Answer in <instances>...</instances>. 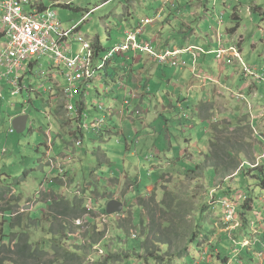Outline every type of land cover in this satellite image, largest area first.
<instances>
[{"label": "rangeland", "instance_id": "rangeland-1", "mask_svg": "<svg viewBox=\"0 0 264 264\" xmlns=\"http://www.w3.org/2000/svg\"><path fill=\"white\" fill-rule=\"evenodd\" d=\"M44 2L45 6H52L53 3L56 4H68L70 3L69 8H63L54 6L53 9L57 13L59 20L65 27H71L73 24L82 22L81 23V31L84 36H86L89 39H92L93 41H96L98 37H100L101 42L106 45H103V47H113L118 41L119 38L122 37V41L125 42V40L128 37L129 26L136 23L138 20L151 15L150 12L144 6H147V3L145 0L138 1V0H108V2L104 3L106 0H37ZM172 0H168V2H171ZM200 2L199 4H196L194 6H191V8L186 9V15L183 17L186 20V29L189 30V36L187 39H185L186 35H180L178 37L177 42L180 43V47L188 46L190 44V39L193 38L194 43H201L203 45H207L209 43H214V38L216 37V29L218 27L217 19L220 15L225 13V22H227V25L234 27L237 26L238 20L233 17V8L237 5H241L242 3L245 4L247 0H220L216 2V0H198ZM260 3V6L264 10V0H258ZM167 0H163L162 9L164 10L166 7ZM204 3V6L202 5ZM96 7H98L96 9ZM254 7V6H252ZM194 8V9H193ZM208 8L209 10H207ZM91 9L92 12L90 14H86V10ZM197 11V15H193L191 11ZM243 12L241 13V25L238 28V31L236 32L235 36L229 37L227 35V32L224 30V39L220 38L219 41H222L224 44L227 43L228 53H230L234 59V65L237 68H242V58L241 53L244 54V59L247 62L248 65H251L253 68L257 70L264 69V14L262 13V10L254 8L252 14L249 13L247 6L242 8ZM192 16V17H191ZM224 16V15H223ZM192 20V21H191ZM156 24H160V21L157 20L155 23H152L150 26L155 27ZM165 26V25H164ZM162 26V27H164ZM184 26V23L183 25ZM180 26V27H182ZM192 27V28H191ZM150 30V29H147ZM180 31V29L178 28ZM146 32V29H145ZM179 34V33H178ZM234 37L236 42H240V47H243L241 49L239 46L236 47V49H232V45H230L231 42H228L230 38ZM216 39V38H215ZM173 42V45L176 44ZM218 45V43H215ZM237 44V43H234ZM253 44H256L255 47ZM117 46V45H116ZM79 51H75V55H77ZM200 56H212L213 54L201 52L198 51ZM119 58V57H117ZM116 58V59H117ZM117 61L115 60V63ZM226 64V71H223V73L231 74L232 66L228 63V58L225 59ZM41 64L43 65L44 71H48L51 68V64L48 62L47 59L41 60ZM206 66L208 69L213 68L209 65V61L206 63L205 58H200L198 60V65ZM224 64L221 65V70H223ZM177 68H173V73L175 74ZM39 71H43L42 68L39 69ZM108 74H110L109 80L106 81V85L113 89V91H117L119 89V83H118V73L116 69L111 66L108 70ZM214 77V76H213ZM227 80V77L223 76L222 79ZM57 81L60 82L62 86H67L66 81L64 80L63 76H58ZM233 84L235 83V79H231ZM39 85V84H38ZM101 88V92L104 93V83H98ZM97 85V86H98ZM249 86L252 85V82L249 81ZM258 85V83H257ZM258 88H261L259 90L260 94L257 92L253 93L255 91V87L252 90V101L250 103L238 101L237 97L233 93H226L224 89H218L219 94L215 97V103H212L211 105H208L207 109V115H205L206 118H215V121L217 119L221 120V122L226 120V124L233 123L236 124L237 120L235 119L234 114H236L237 117H240V114L242 116L249 115L251 118L250 122V129H251V142L256 147L257 153L254 152L253 157L256 159L253 162H249L252 166H258L262 165L261 162L264 163V159L260 160L258 162V158L264 153V141L258 137V134L262 137H264V112L263 116H260L258 112L261 110H264V87L258 85ZM235 87V85H234ZM238 87V86H237ZM86 97L88 99L89 104L93 103L95 101V106L99 107L102 103L97 100V89H95L94 86L92 87H86ZM210 88H206L205 92L208 95ZM204 90H196L194 91V95L204 94ZM223 92L225 94H223ZM125 93V91H124ZM188 93V91H186ZM189 94V93H188ZM76 99H79V94H75ZM6 101L4 103L5 106L0 109V151L4 148L7 149V154L4 156L0 155V192L1 199H0V230L2 227V217L6 216L8 212H4L2 215L1 209L3 207H7L8 203H12L13 199L17 197H21L23 202L28 203V205H31V209L26 210L27 211H33V213H40L44 210L46 211V204L43 203V200H38V194L41 192V185L43 184L45 190H50L51 181L52 178L49 174L50 167H48L47 163V137L46 134L50 131L51 137L49 140L53 139L55 140V150L57 153L66 152L69 149L73 148L72 143V137L70 135V131H67L65 126L60 122V120L57 117H53L52 119H48L45 115L46 111L51 110V107L44 103L40 98H36L34 105H29L27 111V116L29 118L27 129L24 133H17L15 131L14 134H7L8 128L10 126L8 116L11 115L15 118L23 115V111L26 109V106L23 105L24 100L28 99V97H21L16 96L14 98L11 97L9 92L5 93ZM75 99V100H76ZM193 99V98H192ZM58 100V99H57ZM52 102V101H51ZM61 105H68L64 103L60 98L58 101ZM49 103V102H48ZM15 104V106H14ZM200 106V104H197ZM207 104H202L200 111L201 114H204V109H206ZM260 106L259 110L257 111L256 107ZM231 107V110H227L226 108ZM234 109H238L239 113L237 111L233 112ZM199 109V108H198ZM254 113L250 114L249 112ZM213 111V112H212ZM230 112V117H227V113ZM233 112V113H231ZM143 113V112H142ZM210 113L212 116H210ZM93 117H100L103 115L100 111L94 110L92 112ZM185 119L183 120L184 124H186V127H193L196 125V123H193L191 120H189V117L193 116V111L188 110L187 115H185ZM188 116V117H187ZM254 116L256 118V123L254 124V128L252 127V122L255 121ZM69 117V116H68ZM144 117V114H143ZM71 120L74 122H77V119L72 116L71 114ZM232 118V119H231ZM131 122H134L130 120ZM64 122V121H63ZM165 120H163V123L156 122L154 123L153 130L157 132L156 136L152 135V130L149 129L148 132L145 135H149L150 137L146 138L145 135L138 137L137 134H135V137L133 139V149L135 151V157L133 158L136 160V164L133 166L131 171L129 172V176L133 173H135L136 177H139L140 180L144 179V182L141 184L142 187L144 185H149L153 183V181H149V166L151 165V159L144 158L145 155H148L149 152H151L152 149H154L155 144H157V148H161L163 151L164 162L167 166L166 170L168 172H172V175H167V180H172L171 184H174L179 179V182H182V180L178 177L176 172L179 173V176L184 177L185 175V169H191L198 165L196 162H201L200 157L204 156L208 149H209V141L212 137V131L210 128V125L208 122H204L201 124V126H197L194 129H185L183 134H187L190 136V140L194 143L191 146V150H189V153L191 154L189 157H192V159H184V154L180 152V146L181 151H184L185 148H188L186 144L183 141V135L181 139H179V146L174 147V144L172 146L173 149L171 150L166 149L167 144L166 141L161 139V134L164 128ZM206 127V128H205ZM121 128H123V121L121 122ZM236 128V127H235ZM233 128V130H235ZM209 130V131H208ZM239 131L230 133L232 134L233 142H237L240 140V138L243 135H247L249 133V129L247 127L239 129ZM120 127H116L115 131H113L114 135L107 139L105 142V147L107 145L111 146L112 149H118L121 147L125 140L119 136L120 134ZM202 132V134H201ZM201 135V140H200ZM248 141V137L247 140ZM106 150V148H105ZM201 151V152H199ZM93 152V151H91ZM199 152V154H197ZM94 153L89 154V159L85 162V167L82 169V172H85L87 176L88 181V175H87V169L90 164V168L92 167L94 170H97L98 175L100 177V180L98 181V190L100 193H106L108 190L111 192H114L112 195L113 199H119L122 198L121 192L119 190H114L117 184L123 185L122 189L125 187L126 183L133 182L132 180H127V176L125 177V183L122 184L120 181L117 182H106L107 178L113 177L115 175V178L120 177L123 163L121 162H115L114 159H112V162H115L114 164H108L104 163L102 168L98 164V160L96 157H93ZM131 158V155L127 153L124 156V165L125 161L129 162ZM179 158H183L180 162ZM140 160L142 162L140 163ZM169 160L174 161L172 167H169ZM66 161V160H65ZM64 161V162H65ZM170 163H172L170 161ZM128 166L130 167L131 164L128 163ZM126 165L125 168L129 169ZM176 171V172H173ZM5 175V179L3 176ZM26 175V176H25ZM6 176H9V179L6 178ZM205 176V183L204 181L197 183L193 182L190 186V190L193 191L195 194V202L198 205L204 206L205 204L209 203V192L216 188V186L221 185L223 182L220 180L218 181V178L216 177V174L214 170L207 168L204 172ZM175 179V180H174ZM238 181L230 180L226 182V185H223V189L227 190V188H230L231 191H233L232 194L228 195V198H231L232 201L237 203L238 209L240 210L242 207L241 197L239 195L238 187L239 184L246 183L250 180V177L246 179L241 178L237 179ZM138 181V180H137ZM154 181H157V176H154ZM218 181V182H217ZM97 182V181H96ZM117 183V184H116ZM161 187V184H157ZM169 185V183H168ZM172 186V185H171ZM176 187V184H174ZM185 186V185H180ZM14 187L15 190H4V189H10ZM131 188V185H130ZM56 189L63 193L64 190L61 189V187L57 186ZM160 190V188H157ZM180 189V187L178 188ZM208 190V191H207ZM108 193L110 194V192ZM175 191L170 186H167V189L165 192H171ZM16 192V195H15ZM152 194V193H151ZM151 194L147 195H138V193L131 192L129 198L135 202L129 207L128 211L125 214H122L120 217H116V219H110V218H103L102 216H99L97 212H93V215L91 217L94 219V223H96L100 230L105 232V238L102 244L98 246H95L92 249V253L90 254L89 258L93 263L91 264H99V262H103L105 264H110L104 262V259L106 258L107 250L105 249V245H107V248L112 253H121L123 250H131L132 251V258L125 262V264H145L144 261H141L136 258V253L140 252V215L142 214L145 216V219H149L147 211L141 212V209L136 204V201H138L139 198H145L149 200ZM221 194V193H219ZM256 194V193H255ZM97 194L92 193L91 195H88L89 198H96ZM104 196V195H103ZM100 196H97V199H94L95 207L98 209L104 211L106 210L108 198H100ZM216 197V196H215ZM218 197H216L217 199ZM36 199V200H35ZM165 200V193L163 191L159 192V196L157 197V204H161ZM90 199H88L87 202H89ZM134 205V207H133ZM133 207V210L131 209ZM95 208H92L94 210ZM215 209H219L215 207ZM22 210V207L17 208L16 211ZM126 210V207H125ZM15 211V212H16ZM239 212V211H238ZM260 212V216L264 221V197L257 200L255 202V211L249 213L248 219L251 226V239H255L257 236L261 237L263 235V231H260L259 227H256L254 224V221H259V217H257V213ZM211 215V214H210ZM217 221L216 225L213 227L214 232V238L210 240L209 243H205L203 240V246L202 249L197 252V249H194L192 254L193 256L198 259L195 260L193 264L195 263H202L206 264V259L210 261V264H218L216 262L215 256L218 255V252L215 251L212 257H210V249L208 247L215 246L220 242V239L222 236L227 235L225 239H232L234 240L233 233H230L234 227L229 228L230 230H227V228L224 227V225L221 222H218L221 219V211L217 213V217L214 216ZM219 218V219H218ZM130 219L129 221L132 222L133 225H135L134 228L131 229V234L127 235L126 232L121 228L122 223H119L120 221H124V224H128L125 220ZM119 221V222H118ZM85 222V221H84ZM237 222L241 228L243 222L241 221V217L237 216ZM256 223V222H255ZM90 226V225H89ZM4 227V226H3ZM92 227V226H90ZM207 229L210 228V226H205ZM10 231L9 224H6L5 232L8 234ZM86 231V228L83 229V234ZM136 235V238L134 237ZM235 236H237L238 240H242V237L245 236V233L242 232V237L238 236V233H234ZM253 235V238H252ZM75 238H81L82 236L78 237L77 234H73ZM1 237V234H0ZM41 236H36L34 239H39ZM135 238V239H134ZM211 245V246H210ZM244 247H250V243H244ZM228 255L230 256V259H232L231 264H263L264 263V254L259 258L258 256L255 257V259H251V256L247 257L246 253L243 255H240L238 251H235V248L228 246ZM102 250L103 252H101ZM135 250V251H134ZM191 256V259L194 260V257ZM227 256V255H226ZM239 259H243V262H240ZM251 259V260H250ZM253 260V262H252ZM114 264H121V263H114ZM124 264V263H123ZM153 264V263H150ZM221 264V263H220Z\"/></svg>", "mask_w": 264, "mask_h": 264}, {"label": "trees", "instance_id": "trees-1", "mask_svg": "<svg viewBox=\"0 0 264 264\" xmlns=\"http://www.w3.org/2000/svg\"><path fill=\"white\" fill-rule=\"evenodd\" d=\"M145 1L147 6H144V8L152 14L130 25V32H136L137 30L144 28L143 33L139 36V39L142 40L146 34L145 29L151 28L150 24H145L146 21L149 19L161 20V18L164 17L162 24L169 25L164 32L171 35L176 34V37L172 38L173 42L176 43L180 35H186L185 39L188 38L189 30L186 29V25L179 27V25L170 24L171 22H175L177 24L182 22V18H184L183 16L186 15L185 10L189 9V6H193L194 0H172L171 2H168L167 0L165 7L167 9V13L159 12V10L162 9L163 0ZM218 1L220 0H216V2ZM247 1L250 2V0ZM35 5L38 6L40 11L48 8V6H45L44 2H39L37 0L36 3H32V7ZM163 5L165 6V4ZM54 6L69 8L70 4L59 3L53 4V7ZM191 11H193V9ZM241 13L239 5L233 8L232 15L238 20L237 26L231 27V31L233 32H236L241 25ZM175 18L179 19L180 22ZM78 31H81V28H79ZM207 42V45H212L209 47H213L212 43H209V41ZM180 43V41L177 42L174 44V47H178ZM191 43H194L193 38L189 45H191ZM231 44L233 46L236 45L234 43ZM169 45L170 42H168L167 46ZM188 46L185 45L180 48L186 49ZM238 46L240 47L239 44ZM94 48L95 52L98 53L100 50L98 42L95 43ZM240 48L243 49V47ZM216 58L218 59L217 53L208 58L207 61H209V65L213 68L208 69L204 66L207 70L206 74L212 75L213 73L215 74L218 72V63ZM183 61L188 62L186 59H183ZM158 64L162 66V72L148 80L149 82L146 80V95L150 98L153 97L154 99L156 97L160 99L166 97V99L162 102H167L169 107L173 110L171 111L170 108H168L167 111H170L171 113L169 112L170 114L167 113L163 115L162 118L165 120L166 125L171 124L170 128L173 133L172 135L177 137V135L183 134L182 129L186 124H183L181 128H178L179 126L173 127V125L182 123L188 110L193 111V116L189 117V120L196 123V120L199 119L198 115L200 114L197 112V106L194 101L197 96L196 94L191 95L180 90L178 94L180 99L175 100L176 98L172 96L175 92L172 82L175 81L176 78H172L170 74V70L173 71V68L171 69V64ZM229 64L232 66V73H226V76L230 78L227 81V84L231 88L233 87L235 91H240L241 86L245 81L244 76H246V72L236 78L237 82L240 84L238 87H234L231 79H235L232 75L237 72V69L231 63ZM32 71L34 70L32 69ZM31 75H34V72H32V74L29 73L27 75H23V78L20 79L18 85V87L21 88V91L16 95L11 93L12 98L16 96L29 97L28 93L30 92L29 87L31 85V80H34V77ZM224 75L225 74H223V76ZM206 82L208 83L207 87L211 86V79H206ZM261 84L262 87H264V83ZM157 86H161L162 90H158ZM255 86H257L256 83ZM4 91L5 93L12 92V90L7 86ZM5 104L6 103L2 102L0 104V109L4 107ZM81 104L84 108L87 106V103L82 102ZM23 105L26 106V109L29 108L26 104ZM30 105H33L32 101H30ZM76 105L79 106L80 101L76 102ZM226 109L231 110V107ZM207 110L209 111V109H206V112L203 111L204 114L202 116L204 122H208L210 125L212 137L209 141V149L204 155L202 163L196 162L198 165L195 167L191 169L186 168L184 177L179 176V173L177 172L176 174L182 182H179V179H174L176 181L174 183L176 184V187L174 184H171L172 180H167L168 174H163L160 177L161 190L155 189L152 192L153 195L151 194L152 196L148 197L150 198L149 200L145 198L138 199L137 204L140 207L141 212L145 213L147 211L149 217V219H145V216L142 214L140 215L141 218L139 224L141 226L140 234L142 237L138 238L140 239V252L136 253V258L144 261L145 264H193L194 261H197L198 259L193 256L192 252L194 249H197V252L202 249L203 242H201V240L205 243H209L210 240L214 238L213 227L216 225L217 221L214 216L217 217V213L206 204L204 206L198 205L195 202V194L190 190V186L193 182L200 183L204 181L205 183L204 172L207 168L214 170L216 177L223 183L230 180L238 181V178H241L242 182V179L247 180V178L250 177L248 182L241 185L239 184L237 191L242 202V207L239 210L238 215L241 217L243 224L241 228L234 233H238V236L242 237L241 234L244 232L245 236L242 237V240H238L234 233V240L225 239L227 235L222 236L220 242L217 245L212 246V249L211 247H208V249H210L209 256L212 257V253L217 251L218 255L215 256L214 259H216L218 264H231L232 259H230V256L228 255V246L235 248V251H238L240 255L246 253L247 257L251 256V259H255L257 256L261 258L264 254V237L261 235V237L257 236L254 240L251 239L252 224L248 219L249 213L255 211V202L264 197V163L261 162L262 165L255 168H252L249 163L256 159L253 157V154L254 152L257 153V146H254L250 141L252 131L250 129L251 125L249 117L247 115L236 117L234 114L235 119L237 120V123L234 125L233 123L226 124V120L220 123L221 120L217 119V121L213 122V117H205ZM235 111L239 113L238 109H234L233 107V112ZM210 116H212L211 113ZM12 119L13 116L9 115L8 120L10 126L8 131L11 128ZM244 127L249 129V133H247L246 136L243 135L239 141L233 142L232 134L230 133L236 131L240 132L239 129ZM233 128H235V130H233ZM247 137L248 141H246ZM183 138L188 142V144L193 142L189 140V136H187V139L185 135H183ZM81 149L82 148L80 147H73L70 149L67 156L71 159V157L81 152ZM55 153L59 156L64 154V152L57 153L56 150ZM6 154L7 152L4 150L0 151L1 156ZM182 159L183 158H179V161ZM184 159H187L186 156H184ZM84 167L85 161L82 162L79 168L75 169L67 165L64 168L67 182L71 189H74L78 184H80V186H84L87 182L94 185L93 188H83L84 195H80L79 197L76 194H72L71 196L67 195L66 189L64 188V181L60 179L59 176H56L50 179V188H52L50 190H44L38 195V200L42 199L43 203L47 205L45 212L44 210L40 213H33V211H16L17 208L25 205V202H23L21 197L14 198L12 203H8L7 207H3L1 209L2 215L4 212L8 213L5 217H2L3 222L0 230V264H87V257L90 253H92V249L95 245L102 242L105 236V232L100 230L99 226L94 223L95 221L91 217V215H93V211L87 209V206H94L100 215L101 213L105 214L106 210L102 211L95 207L94 199H97V196H100L99 199L107 197L108 200H111L113 194H108L107 192L102 194L99 192L98 182H96L95 179V170L92 167L90 168V166L86 170L89 177L87 181L85 172H82ZM3 178L5 179V175ZM6 178L9 179V176H6ZM57 186L61 187L64 192L60 193L56 189ZM167 186H170L175 191L165 192ZM179 187L180 189H178ZM160 191L165 193V200L161 204H157V197L159 196ZM1 192L0 199L2 197ZM92 193L97 194L96 198H92V201L90 200L87 202L88 199H90L88 195H91ZM232 193L233 191H231L230 188H227V190H225L220 196L226 197ZM87 214H89L87 218L89 225L92 227L86 229L81 238H75L73 234H75L80 228V226L76 225V220L82 219ZM256 216L259 217V221H254V224L256 227L260 228L259 231H263L264 235V221L260 216V212H258ZM262 217L264 218V216ZM129 220L130 219H127L125 221L128 222ZM123 222H119L122 223L121 228H123L127 235H130L131 229L134 228L135 225H133L130 221L128 224H124ZM7 223L10 228L8 234L5 232ZM208 225L210 226L209 229L205 227ZM39 235L41 236L39 239H34ZM245 241L249 242L251 246L244 247L243 244ZM104 247L107 250V256L104 259V262L106 263L111 262L110 264H114L117 262L125 264L126 261L132 258L131 250H123L121 253H112L108 250L107 245ZM191 256L194 257V260L191 259L189 261V259L192 258ZM239 260L240 262H243V259ZM99 264L105 263L99 262ZM206 264H210V261L207 259Z\"/></svg>", "mask_w": 264, "mask_h": 264}, {"label": "clouds", "instance_id": "clouds-1", "mask_svg": "<svg viewBox=\"0 0 264 264\" xmlns=\"http://www.w3.org/2000/svg\"><path fill=\"white\" fill-rule=\"evenodd\" d=\"M28 1H29V4H28V7L26 8V11L33 12V13H44L46 11L53 12L56 15V19H57L59 25L61 26L63 33L70 32L69 38H63V40L59 41V42H61V44H63L62 50H64V51L71 50L73 54H75V51H79V53H80V51L82 50L83 44L80 42H77L78 40H76V39L82 38L85 43L89 44V50L92 51L93 61H94L95 67L96 68L100 67L99 69H97V75H96L95 79L88 81V82H85V83H82V82L76 83L74 85L75 89L72 92V95H73L72 98L67 99L64 95V91L66 90V88L69 85L67 83V80H66L64 74L62 73L63 72L62 65H57L56 63L49 60L48 58H42L40 60L36 59V60H32L31 62H29L28 68L31 71H32V69L34 70V71H32V72H34V75H33L34 80H32L31 85L29 87L30 88V92L28 93L29 97H28V99L24 100L23 104H25V101H26L27 102L26 105L29 106L30 101H32L33 105H34L36 98H40L42 101H44V103H47L51 107V110L46 111L45 115L47 116L48 119H52L54 116L57 117L60 120V122L63 124V126H65L67 131H70V135L72 137L73 147H80V148H82L81 150H83L84 147H86L87 143L92 144V145H95L97 143L95 137L97 138V140H99L100 138H104V132L109 129L110 121L114 116V109L110 106H107L104 103H102L99 107L94 106V109L97 112L100 111L103 115H101L100 117H96V118L93 117V114H92L91 109L89 107L90 104H89L88 99L86 97V92H85L86 90L85 89H86V87H92V86H94L95 89H98V87H99V86H97L98 83H104L106 91L112 93L113 90L106 85V81L109 80V78H110V74H108V70L111 66L116 65L115 59L117 57L126 58L127 54H129L131 52L146 54L158 63L171 64L172 68H177V69L178 68L187 69L190 66L189 62H185L182 59L183 56L189 55V56H191V60L192 59L194 60L193 67H192V73H193V77L195 79H197V81L205 82V84L208 85V83L206 82V79L209 78L212 80L211 84H215L218 87V89H224L226 91V93L227 92L230 94L233 93L237 97L238 101H242V102L250 103L252 101L251 92L254 89V87H255V91L253 93L258 91V93L260 94L258 85L262 86L261 83H264V69L257 70L255 68H253L252 66L248 65L244 59L245 53H241V58L243 61V63L241 64L242 68H237V71L240 72L241 74L246 72V76H244L245 81L242 84V86L243 85H246V86H244V87L241 86L240 91H235L233 87L231 88L229 85H226L224 82L219 81L217 78L213 77L211 74H206V71L201 69L198 65V60L201 58L198 51L206 52V53H210V54L217 53L218 54V60H224V62H225V59L228 58V61H229L228 63L234 64V63H232V62H234L232 55L230 53H228L227 48H225V46H227V43L224 44L222 41H219V36H220V38L224 39V37H223L224 36V30L223 29L226 30L227 35L229 37H231L233 35L235 36L236 32L238 31V30L236 32L231 31V26L227 25V22H225V13L220 15L217 19L218 27L216 29V37H215L216 39L214 38L215 42L213 43L214 46H217V48H218L217 50L206 49L205 47H203L201 45H195V44H193L191 46L189 45L186 49H175V50H173V49H161V47L164 46L163 40L162 41H159V40L151 41V40H146V39L145 40L139 39V36L144 31V28H142V29H139V30H141V32L137 35V42L142 44L143 48L149 47L150 49H152L153 53L146 51V50H142V49L137 50V51L128 50L125 52L115 53L113 55V57H111L110 59L109 58L105 59L109 55V53H111L114 49L120 47V45H122L124 43V41L120 42L117 46L105 48L102 45L100 37H98L96 41H93L92 39H89L86 36H84L82 31H78L79 28H81L80 26H81L82 22L75 23L71 27L65 28V26L59 20L57 13L53 9V5L48 7L45 10L40 11L37 5L32 7V3H36V0H28ZM106 1L108 2V0H106ZM106 1L104 3H106ZM138 1H142V0H138ZM194 1H198V0H194ZM239 1H241V0H239ZM39 2H41V1H39ZM53 4H56V3H53ZM68 4H70V3L68 2ZM196 4L200 5V3H193V6ZM202 5L204 6V3H202ZM246 6H247V9H248L250 14H252L254 8L262 10V13L264 14V10L260 6V3L258 0H250V2L247 1L245 4L242 3L241 5H239V7L241 8V12H243L242 8H244ZM252 6H254V7H252ZM97 8L98 7H96V9ZM206 9L209 10L208 8H206ZM91 12H92L91 9L86 10L87 15L90 14ZM157 20L160 21V19H149L148 21H150V22L149 23L146 22L145 24L151 25L152 23H155ZM139 30H137V31H139ZM136 32H130V33H136ZM56 39L58 40V37H56ZM65 39H68V41H65ZM2 42H3V35L0 34V45ZM97 42L100 45V50L98 53L95 52V48H94L95 43H97ZM228 42L237 43L234 46L230 43V45H232V47H233L232 49H236V47H238L239 42H236L234 37L230 38L228 40ZM215 43H218V45H216ZM154 44H156V45H154ZM253 45L255 47H258V46H256V44H253ZM168 53H171V55L168 56V58L166 59L165 56ZM43 59H47L48 62L51 64V68L48 71H44L43 65L41 64V60H43ZM225 64H227V62H225ZM40 68H42L43 71H39ZM114 68L116 69V71L118 73L119 85H121L122 88H126L128 98L132 97V91H130V89L127 88V85H126L125 79H124V75H120L121 72H120L119 68H116V67H114ZM58 76L64 77V80L66 81L67 86H62L60 84V82L56 80ZM233 78H235V77H233ZM240 79H239V81H240ZM235 81H237V79H235ZM249 81L252 82L251 86L248 85ZM255 83L256 84L258 83V85L255 86ZM76 93L79 94V96H80L79 99H76V97H75ZM223 94H225V93L223 92ZM57 98H60L66 104L73 105L75 109L72 111L63 109L61 104L56 100ZM5 101H6V98L3 102H5ZM78 101H80L79 106L76 105V102H78ZM82 102L87 103V106L85 108L81 104ZM126 104L131 106V100L127 99ZM256 108H257L256 110L258 111L260 106L259 107L257 106ZM26 110L27 109H25L23 111V115H21V116H27ZM142 112L143 111L141 109L133 110V111H131V109H128V112L126 114H127V117L129 119H131L132 121H137L139 119H143L144 112L143 113ZM263 112H264V110H261L258 113L260 116H263ZM69 113L72 114V116H74L77 119V122H73L71 119H69V117H68ZM231 113H233V112H231ZM249 113L252 114V116L254 115V113H252L251 110ZM228 114H230V112L227 113V117H230V115H228ZM21 116H19V117H21ZM240 116H242V115L240 114ZM247 116L249 117V115H247ZM254 119H255V121L252 122L253 128H254V124L256 123L255 116H254ZM13 120H14V117L12 119L11 128L8 131V135L14 134L16 131L12 125ZM28 120H29V118H28ZM28 120H27V125H28ZM249 120H251L250 117H249ZM99 121H104L102 128L98 131H93L92 125L97 124ZM86 126H88L90 129L87 130ZM26 129H27V126H26ZM105 136H106V132H105ZM46 137H47V142L49 143L46 145L47 149H48L47 156H46V158H47L46 164L48 165V167H50L49 174L51 177L59 176L60 179H62L64 181V188L66 189L67 195L71 196L72 194H76L79 197L80 195H84L83 194V188H87V189H89L90 187L93 188L94 185L89 183V182L85 183L84 186H80V184H78L74 189H71L69 187L70 185L67 182V178H66L64 168L66 165H68V160L70 159L67 156L70 149L68 150V152L66 151V152H64L63 155L59 156L55 153V140L54 141L49 140V138H52L50 131L46 134ZM258 137H260V139L262 141H264V137L260 136L259 134H258ZM106 141H107V139H105V141L103 143H105ZM133 145H134V143H133ZM2 150L7 152V149L3 148ZM91 153H94V152H91ZM94 154H93V156H94ZM134 154H135V152H134ZM144 158H146L148 160L150 158L151 162H152L155 159V156L145 155ZM186 158H188V157L186 156ZM263 158H264V153L258 158V162H260V160H262ZM87 159H89V157ZM203 159H204V157H203ZM178 162H180V161H178ZM90 164H91V162L89 163V166H90ZM98 164H99V166L101 164L99 162V160H98ZM172 165H173V163H169V167H172ZM255 167H257V166H252V168H255ZM122 169L124 170V167ZM173 172H176V171L173 170ZM95 174H97L96 176L98 177V179L97 178H95V179L98 182L100 180V177L98 175L97 170H95ZM121 174H123L122 171H121ZM163 174L172 175V172H168L166 170V172H164ZM109 179L110 178H107V181ZM113 180L116 182L118 181L117 178L113 179ZM218 181H219V179H218ZM160 184H161V180H160ZM223 185H226V182L222 183L219 186H216L215 189H213L212 191L209 192L210 201H209V203H207V206H209L214 211H216V213L221 211V219L218 222H221L224 225V227L227 228V230H230L229 228L234 227L233 230L230 232V233H234L240 229L238 222H237L238 227H235L234 224H230V225L226 224L224 222V219H223L222 208L219 205H215V203H213V201H211L212 194H213V196L218 197L217 199H215V202H218V201L223 200V199H228V200L232 201V199L228 198L227 196L226 197L220 196L225 191V188L223 189V187H222ZM157 188H160V190H161L160 186L155 187V189H157ZM4 190L12 191V190H15V188L12 187L10 189H4ZM44 190H45L44 186L41 185V192ZM108 191H107V193H108ZM126 191H128L129 193L134 192V187L131 185V188H130V186L125 188L124 194L126 193ZM109 192H110V194L114 193L111 191H109ZM219 193H221V194H219ZM15 195H16V192H15ZM121 196H122V198H119V199H113L111 197V200H116V201L123 203L124 209L122 212L115 213L113 215H108V214H106V211H105V214L101 213V215H100L97 212L96 208L94 210H92V208H94V206H87V209H89L90 211H93V212H97L99 214V216H102L103 218H110V219L118 220L116 217H120L122 214H125L128 211L129 207L133 204V202H135V201L132 202V200L129 197L127 198V197H124L123 195H121ZM91 199L92 198H90V200ZM111 200H108V202ZM108 202H107V204H108ZM137 203H138V201H136L135 205H138ZM235 204L237 207V216H239L238 215L239 209H238L237 203H235ZM27 205H28V203H25V205L22 206V210H20V212H25L26 210H24V209ZM125 207H126V210H125ZM133 207H134V205H133ZM133 207L131 208L132 210H133ZM215 207H217L219 209L216 210ZM88 215L89 214L85 215L82 219L76 220V225L80 226V228L76 232L78 237L83 235V229L84 228L88 229L90 227L88 219H87ZM134 237L136 238V235H134ZM104 238H105V236H104ZM104 238H103V241H104ZM102 242H100L98 245H95V246L100 247L99 245L102 244ZM244 243H249V242L245 241ZM90 254H89V256H90ZM89 256L87 257V262H86L87 264L93 263L91 261V259L89 258Z\"/></svg>", "mask_w": 264, "mask_h": 264}, {"label": "crops", "instance_id": "crops-1", "mask_svg": "<svg viewBox=\"0 0 264 264\" xmlns=\"http://www.w3.org/2000/svg\"><path fill=\"white\" fill-rule=\"evenodd\" d=\"M194 3H200L199 1H194ZM188 8H191L190 6ZM160 13L165 12L167 13V9L165 8L164 10L161 9L159 10ZM186 14V13H185ZM193 15H198L197 11H193L192 12ZM192 17V16H191ZM164 17L161 18L160 20V24H156L155 27L150 26V30L146 29V34L144 35L143 39L146 40H159V41H164L163 43V47H161V49H181L179 46L178 47H174L173 45V41L172 38L176 37L175 35H171V34H167L165 31V29L167 28V26L169 25H165L162 24V21ZM177 19V18H175ZM179 22L180 20L177 19ZM192 21V20H191ZM184 23V25H186V20L184 18H182V22L180 23H175V22H169L170 25H179L182 26ZM165 25V26H164ZM164 26V27H162ZM68 28V27H65ZM148 28V27H147ZM122 37L119 38V41L114 45H118L120 42H122ZM142 39V40H143ZM192 41V38L190 39V42ZM168 42H170V45H168ZM102 44L105 45L102 41ZM201 45L203 47H205L206 49L210 48L211 50H217V46L213 47H209L212 46L211 44L209 45H203L201 43H191V45ZM190 45V46H191ZM106 46V45H105ZM109 48V47H107ZM187 48V47H186ZM202 58H205L206 61L208 60L209 56H202ZM183 59H186L190 66L187 69H182V68H178L175 69L177 70V72L174 74L173 71L170 70V74L172 76V78H176L175 81L172 82V86L175 88V92L172 94V96L174 98L180 99V96H178L179 91L181 90L182 92H186L188 91L189 94L193 95L194 91L196 90H206V88H210L209 90V94L207 95L206 92L204 94H199L197 93L196 96L197 98L194 99L196 106H197V112L199 116V119L196 120V125L193 127H186L185 125L183 126L182 132L184 133L185 129H194L196 128L198 125L201 126V124L204 122L203 120V116L201 114L200 108L202 104H207L206 109L208 107V105H211L212 103H215V97L219 94L218 92V87L215 84H211V86L207 87V85L205 84V82H200L197 81V79H195L193 77V73H192V67H193V63L194 60H191V56L189 55H185L183 57ZM217 60L218 66H217V73H213L212 76H214L215 78H217L219 81L224 82L226 85L227 81L230 79L229 77L226 76V73H223V71H226V64L224 62V60ZM116 65H113L116 68L120 69V75H124V79H125V83L127 85V88L130 89V91H132V97L128 98L127 97V91L126 88H122L121 85H119V89L117 91H113L111 92H107L106 88L104 87L105 91L104 93L101 92V88L100 85H98V96H97V100H99L101 103L106 104L107 106H110L114 109V116L110 121V125H109V129L106 132V136H105V132H104V138H100L99 140H97V138L95 137L97 143L95 145L89 144L87 143L86 147H84L83 150H81V152H79L77 155L71 157V159L68 160V165L70 167L73 168H79L82 164V162H86V159L89 157V154L91 153L90 151L92 150L95 154L93 157H96L100 164V167L102 168L104 163H108V164H114L115 162H121L123 163L124 166V172H122L123 174L120 175V177H118V181H120L122 184L125 183V177L127 178V180H132L133 182L129 183L127 182L125 187L122 189L123 185L121 184H117L118 186H116L114 188V190H119L121 192V195H123L124 197H129L131 193H129L128 191H126V193L124 194V189L127 188L128 186L132 185L134 187V192L138 193V195H147V194H151L155 187H158L160 184V176L166 172L167 166L164 162V158L165 156H163V151L161 148H157V144H155L154 149L151 150V152L148 153V155H153L155 156V159L151 162V165L149 166V178L148 180L151 182L153 181V183L149 184V185H144V187H142V183L144 182V179L140 180L139 177H136L135 173L131 174L129 176V172L131 171V169L133 168V166L136 164V160H134L133 158L135 157L134 154V149H133V139L135 137V134L138 135V137L140 138L141 136L145 135L149 129H151L152 131V135L156 136L157 132L155 130H153V126L154 123L156 122H160L163 123V115L169 113L167 110L169 107V105L167 104V102H162L164 99H166V97H164L163 99L160 98H150L148 95H146V89L145 86H147V82L146 80H150L152 77H154L157 74H160L162 72V66H160L158 64V62H156L154 59H152L151 57H149L146 54H141V53H135V52H131L129 54H127L126 58H122L119 57L116 59ZM234 63V62H232ZM126 64V65H125ZM224 64V68L223 70H221V65ZM199 67L205 71H207L205 69L204 66L199 65ZM172 69V67H171ZM209 72V71H208ZM226 76L227 80L222 79L223 77ZM241 76L240 72H235V74L232 75V77H235V79ZM180 79V80H179ZM149 82V81H148ZM233 82V81H232ZM234 85L235 86H239V82L234 81ZM171 84V83H170ZM105 86V84H104ZM246 85H243L242 87H244ZM152 89V88H151ZM158 90H162L161 86H157ZM113 90V89H112ZM259 90H261V88H259ZM125 91V93H124ZM264 96V94H263ZM262 96V97H263ZM58 99V100H57ZM56 100L59 101V98H57ZM127 99L131 100V106H129L128 104H126ZM160 100V101H159ZM197 104H200V106H198ZM63 109H65L66 105H61ZM95 106V101L93 103L90 104V109L91 112H93ZM259 107V106H258ZM199 108V109H198ZM128 109H131V111L133 110H138L141 109L144 112V117L143 119H139L137 121L131 122L128 117H127V112ZM206 109L204 110V112H206ZM210 109V108H208ZM66 110V109H65ZM170 110L172 111L173 109L170 108ZM171 113V112H170ZM169 113V114H170ZM207 115V114H205ZM69 117H71V114H68ZM71 119V118H69ZM123 121V128H121V122ZM215 121V118L213 117V122ZM74 122V119H73ZM184 124V122L182 121V123L180 124H175L174 126H179L178 128H181L182 125ZM164 128L161 134V139L165 140L167 144L166 149H173V144L174 147H178L179 146V139H181L182 135H185V137L187 138V134H182V135H177V137H174L170 128L171 124H164ZM116 127H120V134L119 136L122 137L125 140V143L119 147L118 149H112L111 146L107 145L105 147V143H103L105 141V139L111 138L114 134L113 131H115ZM209 131V130H208ZM146 138L150 137L148 134L145 135ZM190 137V136H189ZM184 143L186 144V146L188 148H185L184 151H181V146H180V152L184 154V156H187V159H192V157H189L191 154L189 153V150H191V146L194 143L188 144V142L182 138ZM188 139V138H187ZM53 141V139H51ZM190 140V138H189ZM101 142V143H100ZM172 146H171V144ZM99 147V148H98ZM106 148V150H105ZM68 152V151H67ZM201 152V151H199ZM199 152H197V154H199ZM129 153L131 155L130 161L126 162L125 161V165H124V156ZM203 157L201 156L200 159L201 161H203ZM112 159L115 160V162H112ZM170 161L172 163H174V161L169 160L168 163H170ZM142 162V160H140V163ZM128 163L131 164V166H128ZM126 165L129 167V169L125 168ZM97 174H95V178L98 179V177L96 176ZM154 176H157V181H154ZM110 179L107 181L111 182L114 181L113 179L115 178V175L113 177H109ZM138 180V181H137ZM116 182V181H115Z\"/></svg>", "mask_w": 264, "mask_h": 264}, {"label": "built area", "instance_id": "built-area-1", "mask_svg": "<svg viewBox=\"0 0 264 264\" xmlns=\"http://www.w3.org/2000/svg\"><path fill=\"white\" fill-rule=\"evenodd\" d=\"M28 4V0H0V34L3 35V42L0 45V104L5 100V87L12 90L10 95L11 93L19 94L21 91V88L18 87L20 79L23 78V75L32 74L28 68L29 62L42 58H48L57 65H62V73L69 85L64 91V95L67 99H71L75 89L74 85L95 79L97 69L100 67H95L89 44L85 43L82 38L76 39L77 42L83 44L78 55L73 54L71 50H62L63 44L59 41L69 38L70 32L63 33L55 13L50 11L29 12L26 11ZM140 32L141 30L129 33L125 42L109 53L105 59H110L115 53L128 50L142 49L153 53L152 49L143 48L142 44L137 42V35ZM170 55L171 53H168L165 58L167 59ZM68 106L70 111L75 109L71 104ZM103 124L104 121L93 124L92 130H100ZM86 129L90 128L86 126ZM213 197L212 194L211 201L222 208L224 222L238 227L236 204L228 199L215 202Z\"/></svg>", "mask_w": 264, "mask_h": 264}, {"label": "water", "instance_id": "water-1", "mask_svg": "<svg viewBox=\"0 0 264 264\" xmlns=\"http://www.w3.org/2000/svg\"><path fill=\"white\" fill-rule=\"evenodd\" d=\"M27 120H28L27 116H21L13 120L12 125L17 133L21 134L26 130ZM30 207H31L30 205H27L24 210L31 209ZM123 209H124L123 203L116 200H111L107 204L106 214L113 215L115 213L122 212Z\"/></svg>", "mask_w": 264, "mask_h": 264}, {"label": "bare ground", "instance_id": "bare-ground-1", "mask_svg": "<svg viewBox=\"0 0 264 264\" xmlns=\"http://www.w3.org/2000/svg\"><path fill=\"white\" fill-rule=\"evenodd\" d=\"M68 108H69V106H68V105H66V106H65V109H66V110H69ZM213 198H214V199H216V197H215V196H214ZM218 219H219V218H218Z\"/></svg>", "mask_w": 264, "mask_h": 264}]
</instances>
